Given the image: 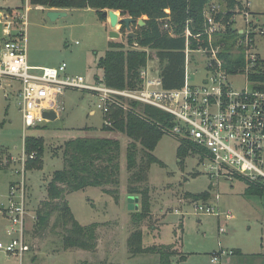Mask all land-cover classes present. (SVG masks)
I'll list each match as a JSON object with an SVG mask.
<instances>
[{"label": "rangeland", "instance_id": "1", "mask_svg": "<svg viewBox=\"0 0 264 264\" xmlns=\"http://www.w3.org/2000/svg\"><path fill=\"white\" fill-rule=\"evenodd\" d=\"M212 1L225 9L224 0ZM241 1L243 7L236 8L233 28L240 30L246 27L243 14L249 1V11L259 14L253 17L251 28L255 36L252 46L264 64V0ZM0 10L5 11L0 17V45L22 27L31 64L58 66L65 62L69 74L82 75L88 83L103 85L96 78L103 77L97 60L109 48L111 26L101 20L95 10L72 9L67 11V16L54 21L48 17L47 9L34 6L29 0H0ZM21 15L24 24L18 26L16 21H20ZM117 29L123 36L114 41L127 45L126 32L121 31V25ZM237 49L238 46L234 51L237 52ZM150 53L152 59L149 66L158 70L160 61L157 54L154 51ZM191 76L193 82H201L204 68L200 66L196 70V65H192ZM230 81L237 89L245 88L246 84L252 87L246 74H232ZM7 83L0 79V241L9 239L6 230L10 221L5 209L9 203L11 184L22 178L17 171L22 166L24 137L41 136L45 142L43 168L28 170L26 164L27 240L32 248L23 258V264H160L157 253H130L128 239L132 232L139 229L143 231L145 247L172 246L177 252L173 256V264H213L211 258L216 252L234 249H241L243 253L224 256L222 264H264V254L249 255L264 253V194H247L248 185L239 178H211L199 160L193 157L194 151H187L186 157L181 158L178 153L181 141L164 133L153 151L158 161L149 170V214L142 221H135L134 212L142 211L143 204L141 196H136L139 206L130 209L129 200L133 195L127 190L130 172L126 167L130 138L123 133L103 130L104 113L98 107V96L91 91L68 89L60 98L63 104L60 116L26 128L19 105L18 87H9ZM85 134L111 135L121 139L119 198L105 193L101 187L70 192L67 200L77 220L82 224L99 223V245L94 252H77L75 249L66 253L58 250L51 252L54 246L49 243L55 245L60 238L55 233H48L39 241L33 238L35 222H32V217L47 196L50 176L63 167V143ZM205 191L211 194L207 201L194 199L188 194ZM196 202L217 206L223 213L229 211L230 216L197 212L194 207ZM37 241L39 246L34 247ZM230 256L234 259L229 263ZM0 264L20 262L0 250Z\"/></svg>", "mask_w": 264, "mask_h": 264}, {"label": "trees", "instance_id": "2", "mask_svg": "<svg viewBox=\"0 0 264 264\" xmlns=\"http://www.w3.org/2000/svg\"><path fill=\"white\" fill-rule=\"evenodd\" d=\"M212 0H30L34 6H44L51 9H85L91 8L97 12L100 19L106 21L105 10L120 11L121 16L133 17L132 24L135 37L127 36V29L121 25V31L126 32V42L110 41L108 50L97 60V65L103 71V77H96L106 85L116 88H135L142 82L140 71L152 59L149 51H154L160 61L161 75L167 88H180L185 79V48L186 38L183 35L188 20H192V30L195 32L205 28V9ZM225 9L217 17L223 19L225 29L219 35L216 44L223 46L220 56L225 61L224 67L229 72H237L245 65V53L240 40L246 35L234 29L232 18L236 8H242L241 0H224ZM170 13H167V10ZM259 16V14H254ZM171 17L174 35L163 30V20ZM145 17V18H144ZM144 18L145 25L138 21ZM264 27V23H263ZM254 33L250 34L253 40ZM201 41L208 47L207 38L193 39L192 48H197ZM138 44V48L134 44ZM238 46L237 52L235 48ZM259 63L250 78L256 82L255 87L264 89V64ZM113 120L112 126L103 125V130L127 135L130 142L127 145L126 161L128 177V193L141 196L142 211L134 212V220L142 221L149 214V170L158 158L153 154L159 140L164 135L163 129L169 121L164 112L133 102L127 109L116 108L109 115ZM108 116V117H109ZM88 128H86L87 130ZM195 146L189 141H183L179 146V156L185 158L187 151H194ZM63 167L50 176L47 184V196L36 208V222L33 238L44 239L48 233H55L60 238L53 245V251L82 249L96 251L99 245V223L82 224L75 217L67 200L70 192L83 190L88 187H101L105 193L118 199L121 184L122 143L115 136L83 135L65 141L62 145ZM25 151L35 157L27 160V169H42L45 142L41 136H27ZM247 194H262L261 184L246 182ZM194 199L209 200L211 194L205 191L198 194L188 193ZM38 241L34 247H38ZM48 244V242H44ZM48 245V246H49ZM129 251L132 255L157 253L160 264H173L176 251L171 245L145 247L143 231L132 232L128 239ZM33 246V244H32ZM32 248V247H31ZM239 253L233 250V254ZM185 258V256H182ZM182 258V259H183Z\"/></svg>", "mask_w": 264, "mask_h": 264}, {"label": "built area", "instance_id": "3", "mask_svg": "<svg viewBox=\"0 0 264 264\" xmlns=\"http://www.w3.org/2000/svg\"><path fill=\"white\" fill-rule=\"evenodd\" d=\"M249 4L248 1L243 14L246 27L239 30L246 37L238 44L243 46L245 65L234 73L224 67L225 61L220 56L223 46L215 45L219 35L224 32L225 23L217 17L224 9L212 1L205 9L203 30L193 31L192 20L187 21L183 33L186 38L185 79L180 88L165 87L161 67L154 70L149 62L140 71L141 84L135 88L122 89L106 85L100 80L103 85L88 83L82 75L69 74L65 62L58 66L31 65L22 27L0 45V79L7 81L8 86L18 87L19 105L26 128L49 120L43 116L45 111H55L60 116L63 108L60 98L68 89L91 91L99 98L98 107L104 113V125L112 126L113 120L109 115L116 108L127 109L130 102L158 109L169 116L168 124L162 128L163 132L179 139L181 143L189 141L194 145L196 149L193 157L199 160L211 178H239L264 187V89L256 88V82L250 78L260 56L255 52L250 38L254 31L251 28L253 16ZM167 13H170L169 9ZM234 18L235 15L232 18L235 23ZM16 24H24L23 15ZM163 30L174 35L170 16L163 20ZM202 37L207 38L208 47L200 41L197 48H192L193 39ZM135 46L138 44L135 43ZM192 65H196V70L200 66L204 68V77L199 83L192 81ZM232 74H246L252 87L246 84L245 88L237 89L230 81ZM25 139L22 166L17 171L22 178L11 184L9 191L7 211L10 224L6 230L9 239L0 241V250L10 258H16L20 264H23V258L31 250L27 240L25 179L27 160L35 157L34 153L27 156ZM194 207L197 212L218 217L223 214L230 216L229 211L223 213L211 204L196 202ZM220 230L225 232L223 227ZM231 254L233 250H221L212 256L211 262L222 264V258Z\"/></svg>", "mask_w": 264, "mask_h": 264}, {"label": "water", "instance_id": "4", "mask_svg": "<svg viewBox=\"0 0 264 264\" xmlns=\"http://www.w3.org/2000/svg\"><path fill=\"white\" fill-rule=\"evenodd\" d=\"M68 12L65 10H59V9H50L48 10V17L54 21L60 17L67 16ZM103 15L109 20L111 31H110V37L112 39H119L121 37V32L118 30V26L124 24L127 31H128V38L129 37H135L136 34L134 31H132V24L136 22V20L133 17L125 16L122 17L121 13L119 14L115 10H105L103 12ZM139 25L143 26L145 25V21L143 18H141L138 21ZM43 116L49 120L56 119L58 117L57 113L55 111H45ZM139 200L136 196L130 197V209L134 210L139 206V203L137 202Z\"/></svg>", "mask_w": 264, "mask_h": 264}, {"label": "crops", "instance_id": "5", "mask_svg": "<svg viewBox=\"0 0 264 264\" xmlns=\"http://www.w3.org/2000/svg\"><path fill=\"white\" fill-rule=\"evenodd\" d=\"M39 8H44V9H47V10H50L51 8H47V7H44V6H38ZM88 9H91V8H88ZM62 10H65V11H70V10H72V9H62ZM91 10H93V9H91ZM5 11H2V10H0V17H1V14L4 16V13ZM2 16V17H3ZM22 16V15H21ZM0 20H2V19H0ZM107 25L109 24V20L107 19L106 21H104ZM112 30V29H111ZM110 30V31H111ZM122 34V33H121ZM121 36H123V34L121 35ZM121 38V37H120ZM114 39H112L111 38V40L110 41H113ZM108 50V49H107ZM106 50V51H107ZM105 51V52H106ZM28 60L30 61V59H29V56H28ZM30 63V62H29ZM31 64V63H30ZM31 65H34V66H43V65H40V64H31ZM9 87H11V86H9ZM13 87H15V85H12V88ZM16 89H17V86H16ZM18 93V92H17ZM92 113L94 114L95 113V111H92ZM258 194V193H257ZM262 194H264V192L262 193ZM6 210V213H7V215H8V211H7V208L5 209ZM27 216H29V214L27 215ZM28 220H29V218H28ZM28 220H27V225H28ZM32 222H36V213L34 214V216L32 217ZM35 224V223H34ZM72 250H74V249H69V250H65V251H63V252H70V251H72ZM75 250H78L77 252H81V251H84V250H82V249H75ZM234 250H238L239 251V253H236V254H242L243 252L241 251V249H234ZM37 251H35V253H36ZM87 252H89V251H87ZM261 254H264V253H253V254H249V255H252V256H260ZM185 256V255H184ZM240 258H242V257H240ZM233 259H234V257H229L228 258V260H227V262H233ZM237 259H238V257H237ZM236 259V260H237Z\"/></svg>", "mask_w": 264, "mask_h": 264}]
</instances>
